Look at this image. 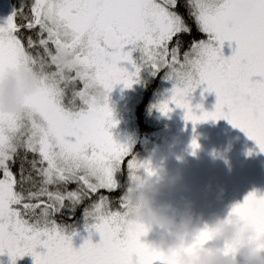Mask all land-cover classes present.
<instances>
[{
    "label": "snow or ice",
    "instance_id": "obj_1",
    "mask_svg": "<svg viewBox=\"0 0 264 264\" xmlns=\"http://www.w3.org/2000/svg\"><path fill=\"white\" fill-rule=\"evenodd\" d=\"M225 42L237 45L228 58ZM64 50L76 58L70 74L58 67ZM146 68L154 76L166 70L174 81L170 98L157 106L163 115L183 109L193 126L227 120L264 153V0L23 2L0 26V84L24 69L41 87L22 112H0V256L11 264L25 256L34 264H175L128 218V184L156 173L111 133L110 93L121 84L131 88ZM201 87L215 92V111L193 107ZM191 148L195 155L199 142ZM85 201L88 230L102 239L77 250L76 233L67 234L57 217L73 219ZM230 214L264 239V195L250 193Z\"/></svg>",
    "mask_w": 264,
    "mask_h": 264
},
{
    "label": "clouds",
    "instance_id": "obj_2",
    "mask_svg": "<svg viewBox=\"0 0 264 264\" xmlns=\"http://www.w3.org/2000/svg\"><path fill=\"white\" fill-rule=\"evenodd\" d=\"M58 67L65 74L75 71L74 54L62 51ZM40 87L35 72L21 69L9 73L0 84V112H22L26 99ZM153 170L155 175L142 173L130 182L126 192L128 218L146 229L144 238L151 239L145 242L151 248L175 264H264V239L253 228L230 213L205 219L186 197L172 202L168 194L179 190L183 177L163 168ZM205 233L209 238L202 243Z\"/></svg>",
    "mask_w": 264,
    "mask_h": 264
},
{
    "label": "rangeland",
    "instance_id": "obj_3",
    "mask_svg": "<svg viewBox=\"0 0 264 264\" xmlns=\"http://www.w3.org/2000/svg\"><path fill=\"white\" fill-rule=\"evenodd\" d=\"M7 1V0H0ZM5 15V25H6ZM232 42H225L223 53L226 58L231 57L230 45ZM131 46L129 47L130 50ZM134 59L139 62L140 54L134 53ZM123 67L132 71L130 64H123ZM166 74L161 75L158 79L157 75H152L151 69H144L139 77L136 78L137 82L131 88L124 85L116 86L110 93L108 105L113 114V120L116 126L111 129L113 138L121 144L129 146L131 154L141 162H150L152 168H163L172 171L177 164V154L186 153L187 144L191 138L200 137L205 133H216L219 121H209L196 126L185 120V111L183 109L175 108L167 116L163 115L158 110V105L170 98L171 90L175 86L174 81L166 79ZM154 82H157L155 87L149 93V87ZM154 86V85H153ZM157 86V89H155ZM146 98L144 104V122L143 128L138 124L137 108L142 101ZM191 103L193 107L199 111L197 106L203 105V109L208 112L215 111L217 104V96L215 92H204L203 87L193 93ZM175 107V106H173ZM204 141V140H203ZM240 140L237 139V142ZM205 143V141L203 142ZM201 148V147H200ZM200 151H197L199 153ZM235 153L238 159L244 166L248 165L247 149L242 147L239 143H235ZM219 178V174L216 175ZM219 179L210 181L215 193L217 202L219 201ZM238 184V183H237ZM244 184H241V186ZM246 186V184H245ZM230 186H223L221 192H227ZM234 187V186H233ZM232 188V187H231ZM235 188V187H234ZM240 188L238 184L235 190ZM186 185L182 184L178 191L173 192L177 197L175 202L185 196ZM215 199V200H216ZM233 203H236L235 201ZM229 207V205H227ZM226 207V211H229ZM76 233L75 235H72ZM69 235H72L73 247L79 250L84 243L91 239L94 244L101 242L102 237L94 229L89 232L88 222L83 217L76 227L68 230ZM41 254H45L47 249L40 247L37 249ZM0 264H11V259L8 255L0 256ZM16 264H34L32 256H25L23 259H18Z\"/></svg>",
    "mask_w": 264,
    "mask_h": 264
},
{
    "label": "flooded vegetation",
    "instance_id": "obj_4",
    "mask_svg": "<svg viewBox=\"0 0 264 264\" xmlns=\"http://www.w3.org/2000/svg\"><path fill=\"white\" fill-rule=\"evenodd\" d=\"M23 2L30 4L31 0L0 1V26H5V15L8 19ZM236 47L237 45L232 42L231 56ZM237 139L247 149V166L236 159L237 156L233 149ZM204 141L205 143L198 141L201 147L198 156L187 153V151L178 154V158L183 163L170 171L181 175L186 180L187 192L183 197L194 202L198 214L203 215L205 219L213 216H227L233 207L242 204L250 193L256 192L264 195V153L260 152L253 140H250L244 132L235 128L227 120H220L216 133H209L204 137ZM190 142L193 141L190 140ZM190 142L186 146L187 150L192 149ZM218 174L219 178L216 176ZM217 179H219L218 202L215 197L217 192L210 186V181H214L213 184H215ZM237 183L241 188L238 191L235 190ZM241 184L244 185L241 186ZM223 186H230L229 190L221 192ZM168 197L172 202H175L177 198L173 192L169 193ZM234 201L236 203H233ZM226 207L229 211H226Z\"/></svg>",
    "mask_w": 264,
    "mask_h": 264
},
{
    "label": "trees",
    "instance_id": "obj_5",
    "mask_svg": "<svg viewBox=\"0 0 264 264\" xmlns=\"http://www.w3.org/2000/svg\"><path fill=\"white\" fill-rule=\"evenodd\" d=\"M166 73V70L165 71H161L160 73H159V76H158V79L161 77V75H163V74H165ZM157 84V82H154L153 84H151V86L149 87V90H147L146 91V93L148 92L149 93V91H151L152 89H153V87H155V85ZM154 85V86H153ZM157 86H159L158 84H157ZM157 86H156V88L155 89H157ZM145 101H146V98H144V100L142 101V104H140L139 106H138V108H137V112H136V114H137V120H138V124H139V126L141 127V129L143 128L142 126H143V124L142 123H145L144 122V118H143V116H144V104H145ZM206 136V134L205 133H203V134H201L200 135V137H194V138H191L190 140L191 141H193L194 139L195 140H197V141H203L204 140V137ZM189 140V141H190ZM204 142V141H203ZM191 144H192V142H190ZM237 143H239L240 145H242V147H244L245 148V145L241 142V141H239V142H237ZM200 150V149H199ZM198 150V151H199ZM234 152H235V147H234ZM186 152V151H185ZM187 153H191L192 155H193V149H188L187 150ZM180 154V153H179ZM194 156H198V153H197V151H196V153H195V155ZM179 156H178V154H177V165L176 166H178L179 164H181V163H183V161L181 160V159H179L178 158ZM208 160H209V158H207ZM18 167V166H17ZM175 167V166H174ZM14 171L16 170L15 168L13 169ZM186 178V177H185ZM122 182H124V183H126L127 182V171H126V167H125V173H124V175H123V177H122ZM185 182H186V180L184 179V177H183V183L182 184H184L185 185ZM181 184V185H182ZM75 187H76V185H69V188L70 189H75ZM105 195H109L108 193H104ZM119 195H120V193H117V194H115L114 196H112V199H113V201H117L118 199H119ZM93 199H95V197H93ZM168 199H169V197H168ZM88 203H90L89 201H85V205H82L81 206V208L80 209H78L77 210V212H76V214H75V217L73 218V219H71V220H69L67 217H57V219H58V221H61V222H63L64 220H65V223H66V225H68L69 226V230L70 229H72V228H74V227H76L77 226V224L81 221V219L84 217V214H83V207L84 206H86ZM118 207V204H116V203H113V208H117ZM144 239V241H149L151 238L150 237H145V238H143Z\"/></svg>",
    "mask_w": 264,
    "mask_h": 264
},
{
    "label": "water",
    "instance_id": "obj_6",
    "mask_svg": "<svg viewBox=\"0 0 264 264\" xmlns=\"http://www.w3.org/2000/svg\"><path fill=\"white\" fill-rule=\"evenodd\" d=\"M122 85V84H121ZM121 85H117V86H121Z\"/></svg>",
    "mask_w": 264,
    "mask_h": 264
}]
</instances>
